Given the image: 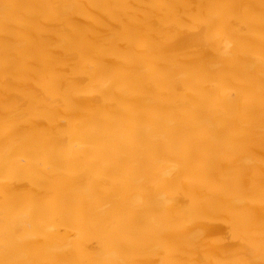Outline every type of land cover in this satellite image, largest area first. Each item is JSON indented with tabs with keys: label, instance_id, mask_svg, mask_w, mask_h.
Returning a JSON list of instances; mask_svg holds the SVG:
<instances>
[{
	"label": "bare ground",
	"instance_id": "6f19581e",
	"mask_svg": "<svg viewBox=\"0 0 264 264\" xmlns=\"http://www.w3.org/2000/svg\"><path fill=\"white\" fill-rule=\"evenodd\" d=\"M0 264H264V0H0Z\"/></svg>",
	"mask_w": 264,
	"mask_h": 264
}]
</instances>
